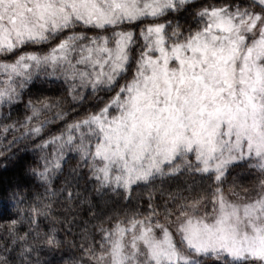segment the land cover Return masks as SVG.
I'll use <instances>...</instances> for the list:
<instances>
[{"label":"snow or ice","instance_id":"obj_1","mask_svg":"<svg viewBox=\"0 0 264 264\" xmlns=\"http://www.w3.org/2000/svg\"><path fill=\"white\" fill-rule=\"evenodd\" d=\"M0 264H264V0H0Z\"/></svg>","mask_w":264,"mask_h":264}]
</instances>
